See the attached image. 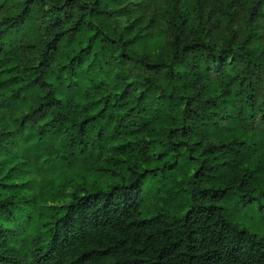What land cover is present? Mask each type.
Wrapping results in <instances>:
<instances>
[{"label":"trees","instance_id":"trees-1","mask_svg":"<svg viewBox=\"0 0 264 264\" xmlns=\"http://www.w3.org/2000/svg\"><path fill=\"white\" fill-rule=\"evenodd\" d=\"M210 1L0 0V264H264V0Z\"/></svg>","mask_w":264,"mask_h":264},{"label":"rangeland","instance_id":"rangeland-1","mask_svg":"<svg viewBox=\"0 0 264 264\" xmlns=\"http://www.w3.org/2000/svg\"><path fill=\"white\" fill-rule=\"evenodd\" d=\"M215 1L216 0H211L204 10L203 25L211 27V25L216 24L218 27L225 30L228 27H232L239 32V21L242 17H246V11L249 4L248 1L219 0L218 4H216ZM5 15V8L0 9V21L5 19ZM220 42L221 41L217 38L215 44L219 45ZM27 50L28 49H24L26 56H28ZM15 135L16 132H14L12 128L7 129L4 125L0 124V142L3 146L6 145L9 149H12L13 145L7 144L5 140H9ZM4 177L5 172H0V184L8 183V180H4ZM30 193H36V185H34ZM239 199L238 196H233L222 204L227 217L250 233L263 236L264 209H260L258 202L246 203L240 202Z\"/></svg>","mask_w":264,"mask_h":264}]
</instances>
